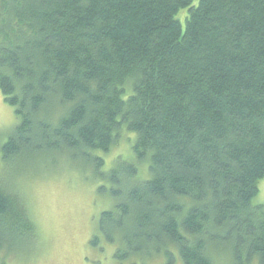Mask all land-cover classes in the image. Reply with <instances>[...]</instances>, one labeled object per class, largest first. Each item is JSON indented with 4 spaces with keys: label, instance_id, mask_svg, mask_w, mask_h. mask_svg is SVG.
I'll list each match as a JSON object with an SVG mask.
<instances>
[{
    "label": "trees",
    "instance_id": "trees-1",
    "mask_svg": "<svg viewBox=\"0 0 264 264\" xmlns=\"http://www.w3.org/2000/svg\"><path fill=\"white\" fill-rule=\"evenodd\" d=\"M193 1L0 0L17 120L0 145V264L40 248L9 180L59 161L107 199L90 245L118 262L264 264V0ZM123 131L133 157L104 171Z\"/></svg>",
    "mask_w": 264,
    "mask_h": 264
},
{
    "label": "rangeland",
    "instance_id": "rangeland-1",
    "mask_svg": "<svg viewBox=\"0 0 264 264\" xmlns=\"http://www.w3.org/2000/svg\"><path fill=\"white\" fill-rule=\"evenodd\" d=\"M193 4L196 5L197 0ZM178 19L183 24V14ZM13 112L0 93V145L17 124ZM120 136L117 145L105 158L104 171L111 170L114 159L118 157H133L131 146L134 135L123 131ZM147 167L146 162L140 164L137 181L149 178ZM34 169L28 168L24 174L15 175L9 180L15 192L25 197L38 229L40 248L33 255L32 264H132V261L120 263L113 258L114 245L104 242L98 247L90 245L91 238L97 234L100 214L108 211L103 205L107 199L96 194L95 187L81 181L64 161L55 165L40 164ZM7 175L9 173H2L1 176H5L6 180ZM257 187L258 193L252 203L264 205V178L258 182ZM147 262L169 264L163 258H153V261ZM8 264H13L12 260Z\"/></svg>",
    "mask_w": 264,
    "mask_h": 264
}]
</instances>
